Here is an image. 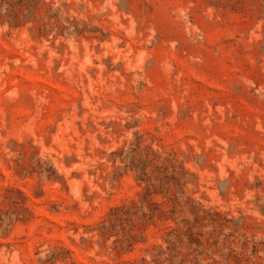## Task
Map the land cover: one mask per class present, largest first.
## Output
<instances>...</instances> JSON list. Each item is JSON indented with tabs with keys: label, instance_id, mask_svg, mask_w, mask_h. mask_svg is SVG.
<instances>
[{
	"label": "rangeland",
	"instance_id": "rangeland-1",
	"mask_svg": "<svg viewBox=\"0 0 264 264\" xmlns=\"http://www.w3.org/2000/svg\"><path fill=\"white\" fill-rule=\"evenodd\" d=\"M0 264H264V0H0Z\"/></svg>",
	"mask_w": 264,
	"mask_h": 264
}]
</instances>
